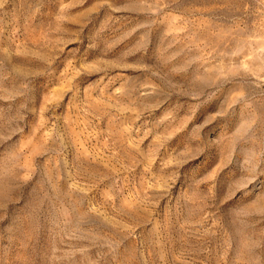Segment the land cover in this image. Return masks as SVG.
Returning a JSON list of instances; mask_svg holds the SVG:
<instances>
[{
	"label": "rangeland",
	"instance_id": "1",
	"mask_svg": "<svg viewBox=\"0 0 264 264\" xmlns=\"http://www.w3.org/2000/svg\"><path fill=\"white\" fill-rule=\"evenodd\" d=\"M0 264H264V0H0Z\"/></svg>",
	"mask_w": 264,
	"mask_h": 264
}]
</instances>
